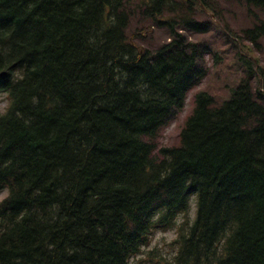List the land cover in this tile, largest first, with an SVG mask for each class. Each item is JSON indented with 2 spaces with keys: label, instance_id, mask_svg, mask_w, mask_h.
I'll return each instance as SVG.
<instances>
[{
  "label": "trees",
  "instance_id": "obj_1",
  "mask_svg": "<svg viewBox=\"0 0 264 264\" xmlns=\"http://www.w3.org/2000/svg\"><path fill=\"white\" fill-rule=\"evenodd\" d=\"M235 1L252 49L264 0ZM201 3L233 32L210 0H0V264H146L170 228V264H264V67L241 55L232 97L197 92L180 144H157L208 73L181 32L209 30Z\"/></svg>",
  "mask_w": 264,
  "mask_h": 264
},
{
  "label": "rangeland",
  "instance_id": "obj_2",
  "mask_svg": "<svg viewBox=\"0 0 264 264\" xmlns=\"http://www.w3.org/2000/svg\"><path fill=\"white\" fill-rule=\"evenodd\" d=\"M210 2L214 8L222 12L224 21L229 24L234 33H241L243 29L253 26L254 22L247 17L246 9L235 3V0L231 2L227 0H210ZM199 19L208 22V31L189 32L182 30L181 32L188 34L189 40L199 44L204 49L202 64L208 69V74L199 85L188 92L184 107L177 109L170 120L160 129L157 137L159 147L180 144V133L188 116L194 109L197 92L201 90L208 91L219 104L232 97L235 89L249 75L244 59L240 58L238 52L252 58L257 56L260 59V66L264 67V40L261 41L260 45H254L253 50H245L240 44L238 46L237 41L236 43L234 40H229L222 29L218 28L210 17L200 11ZM136 26V19H134L129 28V34L135 30ZM144 34H146L145 37L137 42L152 50L170 40L169 29L156 25ZM255 75L253 74V78H251L254 88L258 85V76ZM118 84H120V90H125L126 83L124 81H120ZM7 104L8 100L5 93L0 94V113L6 110ZM193 199L192 214L196 210L195 197ZM182 220L183 217L180 216L178 222H182ZM176 235V228L159 230L154 236L151 247L146 250L144 255L146 264H170L179 246L175 242ZM150 249H153L152 253H150Z\"/></svg>",
  "mask_w": 264,
  "mask_h": 264
},
{
  "label": "bare ground",
  "instance_id": "obj_3",
  "mask_svg": "<svg viewBox=\"0 0 264 264\" xmlns=\"http://www.w3.org/2000/svg\"><path fill=\"white\" fill-rule=\"evenodd\" d=\"M7 58V57H6ZM30 67V66H29ZM35 77V76H34ZM32 80V79H31ZM28 83V82H27ZM37 83V82H36ZM39 90V89H38ZM42 91V90H41ZM53 93V92H52ZM5 95L7 96V94L5 93ZM32 95V94H31ZM37 97V96H36ZM36 97H34L35 99H37ZM40 96H38V98H39ZM48 97V96H47ZM7 98H8V96H7ZM40 99V98H39ZM30 101V100H29ZM36 101V100H35ZM34 101V102H35ZM47 101V100H46ZM40 102V101H39ZM46 104V103H45ZM61 104V103H60ZM38 106V105H37ZM46 106V105H45ZM48 106H49V103H48ZM54 106V105H53ZM34 107V106H33ZM58 107V106H57ZM38 108V107H37ZM32 111V110H31ZM56 132V131H55ZM1 169V168H0ZM3 169V168H2ZM43 187V186H42ZM51 187V186H50ZM5 195V193H2V195ZM2 195H0V197H2ZM3 195V196H4ZM35 196V195H34ZM35 198H37V197H35ZM5 201V200H4ZM1 204V203H0ZM2 205V204H1ZM8 205V204H7ZM23 208V207H22ZM10 212V211H9ZM11 214H12V212H11ZM10 218V217H9ZM11 219H13V218H11ZM6 221V220H5ZM6 226V225H5ZM213 226V225H212ZM51 263V262H50ZM40 264V263H39ZM58 264V263H57ZM119 264V263H118Z\"/></svg>",
  "mask_w": 264,
  "mask_h": 264
}]
</instances>
